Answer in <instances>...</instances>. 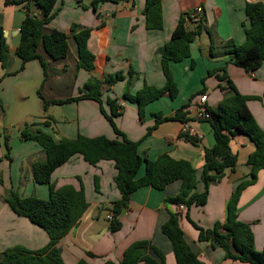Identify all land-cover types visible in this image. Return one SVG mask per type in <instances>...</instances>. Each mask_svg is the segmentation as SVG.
Segmentation results:
<instances>
[{
  "label": "crops",
  "instance_id": "obj_1",
  "mask_svg": "<svg viewBox=\"0 0 264 264\" xmlns=\"http://www.w3.org/2000/svg\"><path fill=\"white\" fill-rule=\"evenodd\" d=\"M93 1L56 0L53 9L56 14L44 31L56 29L66 33L69 52L66 58L54 61L39 48L38 53L47 64L44 76V69L38 60L22 66L21 59L16 55L25 12L0 0V26L8 46V61L12 59L9 67L2 68L0 65V130L7 126L5 132L9 133V128L16 126L20 133L25 126H30L33 131L49 134L56 142L63 137L74 139L78 135L89 138L103 135L116 139L97 102L82 99L49 105L43 110L38 91L45 100H66L79 96L80 89L89 78L103 79L106 75L121 72L123 80L101 87L105 111H110L107 101L116 99L119 115L114 118L115 124L128 140L138 142L140 156L154 160L161 154H168L173 159L189 161L196 170L194 191L201 193L204 149L212 148L215 140L209 123L193 117L194 104L200 95L195 96L184 109L188 119L186 123L202 136L196 143L180 137L182 121L168 120L155 126L153 114L174 115L188 103L191 94L202 89L201 80L208 70L225 65L228 56L222 54L223 43L232 40L240 45L245 41V30L249 27L245 5L262 0H161L163 26L160 30L146 29L144 0L106 2L97 11L93 9ZM196 7L202 8V15L199 35L190 46V57L179 63H169L178 95L172 100L165 94L150 102L140 119L137 105L126 100L124 93L134 94L144 85H164L157 51L170 39L178 19ZM72 24L91 30L87 46L94 55V67L90 71L77 68V48L70 32ZM187 28L193 31L195 26L188 23ZM211 44L215 49L214 55L210 54ZM130 70L134 72L131 81ZM226 71L236 90L251 98L247 107L264 131V61L255 71H244L232 64L226 66ZM204 86L206 108L216 109L224 96L216 78H207ZM12 112L16 118L11 115ZM8 146L9 161L5 159L0 145V252L14 246L38 250L48 243L46 232L14 214L4 197L6 190L16 189L21 197L33 195L46 199L49 186L35 184L31 175L32 162L44 160L45 156L38 143L22 141L20 136L18 142L13 146L8 142ZM230 149L237 157L235 169L226 170L220 182L209 186L204 205L185 208L180 220L187 244L205 264H248L226 259L219 247L199 241L198 231L192 225L193 222L199 227L210 228L216 222H223L231 195L240 182L249 179L250 166L246 160L255 149L253 143L246 135L236 134L230 141ZM143 172L144 165L139 175ZM115 175L112 161H101L91 166L80 156L72 157L52 173L51 183L55 189L64 185L79 189L81 184L88 202V208L78 223L57 244L63 263L76 264L84 260L88 264H118L130 244L149 241L162 252L165 264H176L170 241L161 233V225L168 219L164 199L178 193L180 182H172L161 191L150 186L137 189L130 198L128 208L120 216L121 228L111 232L106 217L111 203L120 197L113 182ZM95 176L99 179L98 192L94 188ZM236 210L237 219L251 227L255 249L261 250L264 244V169L258 171L255 183L242 189L236 200Z\"/></svg>",
  "mask_w": 264,
  "mask_h": 264
},
{
  "label": "trees",
  "instance_id": "obj_2",
  "mask_svg": "<svg viewBox=\"0 0 264 264\" xmlns=\"http://www.w3.org/2000/svg\"><path fill=\"white\" fill-rule=\"evenodd\" d=\"M122 0H95L93 9L106 2L118 3ZM56 0H5L6 5L20 7L25 17L19 29V43L16 55L21 59L22 66L32 60H38L47 72V64L38 49L42 48L51 60H61L69 52L68 36L66 33L51 29L44 31L56 12L53 10ZM84 8L87 6L83 5ZM39 12V13H36ZM190 13L181 16L175 25L170 39L157 53L160 56V66L165 83L162 87L144 85L134 94L124 93V98L137 105L140 119L143 117L147 104L167 94L175 99L178 89L169 68L170 62H182L190 57V46L199 35V23L194 30H188L187 18ZM245 14L249 27L245 30V41L237 45L232 40L223 43L222 54L228 56L224 66L208 70L201 80L202 89L189 96L188 103L181 106L172 116H162L154 113L155 126L168 120L187 122L184 109L197 95H204V82L209 77L216 78L218 88L223 98L216 109L206 108L210 114L208 122L214 136L212 148L204 149V165L200 179L203 191L196 193V170L187 160H176L168 154H161L154 160H149L138 153V142L128 140L118 129L114 118L119 115L117 100H108L110 108L107 113L103 107L102 85L112 86L124 79L121 72L104 76L103 79L89 78L80 89V95L66 100H45L40 91L38 95L43 110L49 105H59L64 102L90 99L98 103L100 112L112 128L116 139L105 136L85 137L78 135L74 139L60 138L57 142L42 131H33L25 126L20 131L22 141H34L42 147L44 160H35L31 164V175L35 184L48 185L49 196L41 199L36 196L21 197L16 189L5 192L4 201L16 215L26 218L30 223L44 230L48 236V243L41 249L28 250L22 246H14L0 252V264H64L57 247L58 242L78 223L88 208L83 185L75 189L72 185H64L57 189L51 183V176L55 169L67 163L72 157L80 156L86 163L96 166L101 161H112L116 169L113 178L114 185L119 192V199L110 206L112 217L108 229L111 232L121 228L120 216L128 208L132 194L139 188L150 186L156 190H163L168 184L179 181L180 188L173 197H166L164 204L168 208V219L161 225V233L168 238L172 247L176 264H205L194 253L186 242L184 232L180 226L182 212L178 206L183 204L186 209L191 206H202L207 201L208 189L212 184L222 180L226 170L233 171L237 157L230 149V141L236 134L246 135L255 149L247 157L246 163L250 166L249 179L238 184L226 205V216L223 222H216L210 228H202L192 222L198 231V240L214 242L224 252L226 259L237 260L248 264H264V244L261 250L254 247V238L249 224L237 219L236 200L242 189L255 183L257 173L264 169V131L257 125L247 107L251 98L241 95L233 86L226 71V66L232 64L244 71H255L264 61V0L246 3ZM143 15L145 27L148 30L162 29L161 0H144ZM90 28L72 24L70 32L77 48V68L90 71L94 67V55L89 51L87 41ZM214 46L210 45V54ZM9 59L3 29L0 26V65L6 68ZM134 72L130 70V81ZM264 101V92H263ZM154 126V127H155ZM149 128L148 133L154 128ZM8 136H4L6 149L5 159L10 160ZM180 137L196 143L197 139L180 133ZM144 165V172L139 171ZM95 191H99V179L94 177ZM211 244V243H210ZM234 251V252H233ZM165 264L162 252L149 241H138L130 244L124 251L118 264ZM76 264H88L79 260ZM104 264H114L105 262Z\"/></svg>",
  "mask_w": 264,
  "mask_h": 264
},
{
  "label": "built area",
  "instance_id": "obj_3",
  "mask_svg": "<svg viewBox=\"0 0 264 264\" xmlns=\"http://www.w3.org/2000/svg\"><path fill=\"white\" fill-rule=\"evenodd\" d=\"M201 15H202V8L201 7H196L192 12H190V14L188 15L187 18V22L191 25H195L197 24L200 19H201ZM207 100V95H200L197 98V101L195 102V109H194V119L198 120V121H205L210 119V114L208 113L205 103ZM181 133H186L188 136L190 137H194L197 140L202 139L201 135L196 134L189 126L186 122H183L182 125V131ZM185 210V206L183 204L178 206V211L179 212H183ZM112 217V213H108L107 214V219H111Z\"/></svg>",
  "mask_w": 264,
  "mask_h": 264
},
{
  "label": "rangeland",
  "instance_id": "obj_4",
  "mask_svg": "<svg viewBox=\"0 0 264 264\" xmlns=\"http://www.w3.org/2000/svg\"><path fill=\"white\" fill-rule=\"evenodd\" d=\"M174 100V99H173ZM34 110V109H33ZM14 112L11 113V115H13ZM14 118L15 115H13ZM1 118V117H0ZM3 121V119H2ZM6 125H8V123H6ZM12 125L13 122H12ZM8 127L5 126L4 127V130H0V145H1V148L3 149V151L6 153V149H5V145H4V136L7 135L8 137V142L13 146L16 142L19 141V131H18V128L16 126H12L11 128H9V133H6L5 132V129H7Z\"/></svg>",
  "mask_w": 264,
  "mask_h": 264
},
{
  "label": "water",
  "instance_id": "obj_5",
  "mask_svg": "<svg viewBox=\"0 0 264 264\" xmlns=\"http://www.w3.org/2000/svg\"><path fill=\"white\" fill-rule=\"evenodd\" d=\"M86 4H89V3H86ZM89 5H91V4H89ZM100 5H101V3H99V4L97 5V8H99ZM11 63H12V59H10V60L8 61V63H7V67H9ZM210 243H211L212 245H215V246H216V244H215L213 241L210 242Z\"/></svg>",
  "mask_w": 264,
  "mask_h": 264
}]
</instances>
